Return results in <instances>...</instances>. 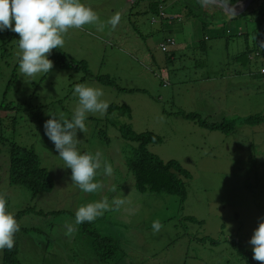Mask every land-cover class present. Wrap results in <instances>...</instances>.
Wrapping results in <instances>:
<instances>
[{"label": "rangeland", "instance_id": "374dc122", "mask_svg": "<svg viewBox=\"0 0 264 264\" xmlns=\"http://www.w3.org/2000/svg\"><path fill=\"white\" fill-rule=\"evenodd\" d=\"M148 1L81 0L97 12L99 20L83 29L70 30L64 47L53 50L68 59L83 61L92 75L109 76L113 86L87 77L76 66L62 69L54 65L47 74L26 78L19 72V63L15 64L20 49L15 41L9 42L7 33L18 40L19 36L10 30L0 32V46L6 40L3 49L9 55L0 53V94L11 80L12 94H23L34 101L36 119L30 126L31 137L36 140L34 145L43 165L56 180L51 193L38 194L33 201L29 191L9 188V206L15 212L31 202L33 209L23 219L26 225L38 224L41 209L59 211L48 213L41 227L46 228L52 220L60 229L74 221L70 214H75L79 207L104 198L111 201L119 195L127 197V203L119 210L105 212L87 228L90 231L95 227L99 235L118 241L124 263L243 264L238 259L236 243L251 250L249 241L264 218V121L241 126L235 133L230 132L227 124H222L221 130H212L200 122L221 124L260 112L264 116V80L249 75L258 62L251 60L248 69L236 73L241 66L234 57L244 47V40L236 36L239 32L230 21L219 22L225 21V17L216 5L204 0H165L159 5L158 14L165 12L167 16L160 23L159 16L147 8ZM196 1L203 5L200 7ZM116 12L121 13L122 19L113 29L108 21ZM173 14H179L181 20L171 19ZM208 18L218 21L212 26L219 27L208 28L209 34H204L207 28L202 29L201 21ZM241 18L246 27L242 21L240 30L243 34L251 33L256 25L252 22L254 15ZM169 34L177 41L190 37L198 44L175 51L169 59L170 52L160 48ZM201 42L207 45L206 51L200 47ZM81 83L102 88L103 99L109 105H127L131 110L130 118L117 113H89L86 131H78L81 154L100 152L102 163H111L113 167L111 176L102 170L98 174L103 188L96 193L77 191V186L70 183L69 169L44 135V124L52 116L71 119L78 106L74 87ZM181 112L197 116L185 118ZM106 117L130 124L136 133L153 132L160 137V141L147 144L146 148L163 162H178L183 174L188 175L173 170L185 186L183 201L177 195L136 189L120 153L137 143L122 139L118 129L105 120L96 122ZM232 125L236 127V122ZM189 216L194 220H189ZM157 220L162 227L154 231L153 222ZM76 227L75 263L68 262V248L63 250L56 243L47 247V243L39 244L33 235L27 234L19 240L21 264H85L91 249L88 237L80 240L82 233ZM60 234L63 240L62 230ZM64 244L73 250L71 241ZM83 248L86 252L79 253ZM1 258L2 251L0 264Z\"/></svg>", "mask_w": 264, "mask_h": 264}, {"label": "trees", "instance_id": "16d2710c", "mask_svg": "<svg viewBox=\"0 0 264 264\" xmlns=\"http://www.w3.org/2000/svg\"><path fill=\"white\" fill-rule=\"evenodd\" d=\"M230 5H234L240 0H223ZM147 3V8L154 13L155 16L159 15V5L164 4L165 0H149ZM196 3L201 7L202 2L196 1ZM203 5V4H202ZM218 11L223 12L225 21H219L223 24L228 23L230 20H233L235 17L241 18L244 15H254L252 20L255 23V27L251 33L243 34L238 33L236 36H240L244 40V47L242 50L234 57V61L241 66L237 71L248 69V65L251 64V60H256L258 62L257 68L252 72L249 71V75L254 78L264 77V73H260L261 66H264V0H252L250 5L246 8L245 13L240 15H233L225 13L224 10L219 9ZM185 14V13H184ZM216 14V13H215ZM179 15V14H178ZM208 24H205V23ZM218 21H210L209 18L207 21H201V27L203 30L209 27L205 25H213ZM246 22V21H245ZM262 25V26H261ZM219 25L216 27L218 28ZM215 28V29H216ZM230 32V31H229ZM228 34V32H227ZM10 41H15L18 45V39L12 34L7 33ZM6 40L3 41L2 47L0 46V53L2 55L9 56L7 52L3 49V44ZM12 41V42H13ZM200 47L204 51L207 50V45L204 42L200 43ZM174 53L168 55L169 59H172ZM9 57L8 59H10ZM54 62L55 66H58L62 69L74 68L75 66L82 69L87 77H92L102 84H107L113 86L114 83L109 76L102 75H92L85 63L83 61H75L73 59H68L65 54L61 52L53 51L52 54L48 57ZM20 54L17 55V63H19ZM2 66H0L1 69ZM72 67V68H71ZM16 69V66H15ZM1 73V70H0ZM243 73V72H242ZM13 86L12 81L8 80L6 83L2 94H0V193H5L8 200V209L13 212L9 206L10 196L8 193L9 188H20L22 191H29L31 193V200H36L37 195L44 193L49 194L54 190V185L56 183L55 175L43 165L42 156L39 155L34 142L36 141L31 137L32 131H30L31 124L36 119V112L34 111V101H32L29 96L23 94L17 95L12 94L11 87ZM121 89V88H118ZM132 91V90H131ZM130 107L127 105H117L110 104L107 110L109 115L117 113L118 115H126L128 118L131 116ZM107 114V115H108ZM182 116L185 118L190 117V115L196 114H187L181 112ZM197 116V115H196ZM106 121L112 127L117 128L122 139L127 141L136 142V146L129 145V147L124 148L120 153V158L123 160L127 169L131 173L135 187L140 192H154V193H164L168 195H177L181 197V200L185 198L186 191L183 182L175 175L174 171H177L183 174L182 169L178 162L170 160L163 162L159 159L158 156L150 152L146 145L152 142L160 141V137L155 135L153 132H144L136 133L128 123H120L117 119H112L109 117L99 119V121ZM264 121L263 112L257 113L255 115L246 116V117H235L229 120L224 121L221 124H211L206 121H201L200 123L206 126L209 129L221 130L222 124H227L230 126V132L235 133V130L244 125H257ZM236 122V127H232V123ZM222 125V126H221ZM30 133V135H29ZM71 176V170L68 171ZM185 177L188 175L183 174ZM99 182L100 179L97 176L96 178ZM70 183L73 184L70 180ZM108 183H105L107 186ZM77 191L80 189L77 186ZM46 197V196H45ZM43 197V200H45ZM29 202L27 205H22L21 210H17L14 213L17 220L20 222L21 228L20 231L15 236V246L12 250H3L1 264H21L19 257V248H20V237L28 235H33V238L39 241V244L44 243L47 247L53 246L55 243L60 244L63 250L68 248V262L75 263L77 250L73 248L72 238L64 237L63 240L60 239V231H57L58 227L51 220L49 226L42 228L45 224V218L48 213H60L59 211H49L44 212L42 209L38 212V224L26 225L23 222V219L27 214L33 209ZM53 210V207L50 208ZM61 217V215H59ZM69 218H74L75 214L72 212ZM189 220H194L192 216L188 217ZM91 223H83L78 225V232H81L80 240L84 241L85 237L87 244L89 246L90 253L86 256L85 264H94L97 261L100 264H127L124 263V256L121 255V248L118 241L111 238L99 235L95 231V227L91 228L89 231L87 225ZM50 232H53L52 238L50 237ZM71 241L73 250H70L69 247H66L64 242ZM24 251L25 249L22 248ZM236 249L238 250V259L243 264H260V262L253 259V251L246 250L244 247H240L236 243ZM86 252V249H80L79 253ZM49 254H54L50 253ZM23 255V254H22ZM61 255V254H60ZM123 256V257H122ZM61 257H64L61 255ZM109 263V264H110Z\"/></svg>", "mask_w": 264, "mask_h": 264}, {"label": "clouds", "instance_id": "9594fccd", "mask_svg": "<svg viewBox=\"0 0 264 264\" xmlns=\"http://www.w3.org/2000/svg\"><path fill=\"white\" fill-rule=\"evenodd\" d=\"M162 17L164 14L159 16ZM121 19V13L116 12L108 23L115 29ZM98 20L97 12L81 0H0V32L10 30L19 36V72L30 79L52 71L54 62L48 57L54 49L64 47L65 37L70 30L83 29ZM167 37L170 36H166L160 45ZM166 83L163 81V84ZM73 94L78 97V106L71 119L62 120L52 116L44 124V135L52 142L66 168L71 170V182L84 193H96L103 188L96 179L98 174L102 170L103 174L111 176L113 167L111 163H102L100 152L81 154L78 149L81 141L77 134L78 131H86L85 121L89 113L104 115L109 104L103 99L104 91L100 87L77 84ZM112 191L116 192V188ZM127 200V197L117 195L111 201L104 198L87 203L78 208L73 222L65 223L57 231L62 230L65 237L72 238L77 231L76 226L94 222L105 212L119 210ZM161 227L158 220L153 222L154 231H159ZM20 228V222L8 209L6 194L0 193V251L14 248L15 236ZM249 243L252 245L253 259L264 264V218H261Z\"/></svg>", "mask_w": 264, "mask_h": 264}, {"label": "crops", "instance_id": "0c3cea01", "mask_svg": "<svg viewBox=\"0 0 264 264\" xmlns=\"http://www.w3.org/2000/svg\"><path fill=\"white\" fill-rule=\"evenodd\" d=\"M208 8H210V7H208ZM162 9H163V6H162ZM217 9V8H216ZM215 9V11H217ZM219 9V8H218ZM164 11V10H163ZM225 13H227V12H225ZM165 16H167L166 14H165V12H164V18L163 19H161V18H159V21H160V23H162V21H165ZM170 18L171 19H174V18H177L178 20H181V17H180V15H178V14H173V15H171L170 16ZM242 21H244L242 18H237L236 19V17L233 19V20H230V25H231V27L233 28V29H235V30H238V32L239 33H241L242 31L240 30L241 28H242ZM245 22V21H244ZM205 24H208L207 22L205 23ZM203 25V26H205V27H209L211 30H215V28L216 27H213V26H211V25ZM245 27H246V22H245ZM209 29L207 28L206 29V31H205V33L204 34H209ZM227 32H229V30L227 29ZM170 35V37L171 38H173L174 39V42H175V46H173V47H171L170 49H169V52L170 53H174L175 51H177V50H179V49H182V48H187V47H195L198 43H195V42H193L192 40H190V37H186L185 39H183V40H180L179 39V41H177V39L173 36V35H171V34H169ZM204 37L205 38H207V36L206 35H204ZM208 49V48H207ZM168 52V51H167ZM204 56H207V53H206V55H204Z\"/></svg>", "mask_w": 264, "mask_h": 264}, {"label": "water", "instance_id": "95a60500", "mask_svg": "<svg viewBox=\"0 0 264 264\" xmlns=\"http://www.w3.org/2000/svg\"><path fill=\"white\" fill-rule=\"evenodd\" d=\"M211 4L216 5L219 9L224 10L225 12L233 15H239L243 13L246 8L250 5L252 0H240L234 5H230L223 0H204Z\"/></svg>", "mask_w": 264, "mask_h": 264}, {"label": "built area", "instance_id": "2783aa9c", "mask_svg": "<svg viewBox=\"0 0 264 264\" xmlns=\"http://www.w3.org/2000/svg\"><path fill=\"white\" fill-rule=\"evenodd\" d=\"M174 45H175L174 39L171 38V37H167V38L165 39V42L162 43V44L160 45V47H161V50L166 51V50H168L170 47H172V46H174ZM260 71H261L262 73H264V67H261Z\"/></svg>", "mask_w": 264, "mask_h": 264}]
</instances>
